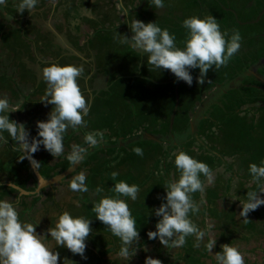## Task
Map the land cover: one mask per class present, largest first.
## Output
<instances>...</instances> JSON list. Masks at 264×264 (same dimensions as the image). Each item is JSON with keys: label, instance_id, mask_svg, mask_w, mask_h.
I'll use <instances>...</instances> for the list:
<instances>
[{"label": "rangeland", "instance_id": "1", "mask_svg": "<svg viewBox=\"0 0 264 264\" xmlns=\"http://www.w3.org/2000/svg\"><path fill=\"white\" fill-rule=\"evenodd\" d=\"M55 1L39 0L38 6L42 7L46 2L49 6V12L42 20L51 18L50 12L53 13L52 19L56 20ZM73 2L75 9L78 4L82 9L86 6L82 1ZM163 2L165 7L157 10L152 7L151 0H124L129 10L126 18L120 17L112 8L108 13L111 20L108 23L99 21L102 28H97L98 19L94 21L95 26L89 21L68 25L69 35L65 38L74 46L80 41L77 38L87 42L77 48L69 43L76 54L79 52L77 56L80 57L83 50L90 54L91 49L96 55V48L100 46L103 48V60L126 55L132 64L113 68L117 89L115 97L109 98V104L106 99L99 100L100 103L96 101L94 112L89 111L85 117L86 128L67 131L63 156L54 158L41 145L40 150L33 154L39 163L35 167L28 158L20 160L22 152L16 150V142L8 133L3 134L9 142L0 143V200L13 201L20 220L36 225L37 233L46 235L44 242L60 253L58 264H64L65 257L76 264H145L148 256L160 259L163 264H216L214 254L222 251L221 245L224 244L238 248L245 264H264V205L250 212L247 222L239 216L241 201L246 200L247 191L259 190L257 185L250 183L249 165L255 163L260 166L264 159V115L261 118L257 116L258 102H264V80L260 77L264 78V0ZM12 3H19V0H6V6L0 5V98L6 96L10 103L19 105L20 110L9 112V118L24 123L31 139L38 135L37 121H47L54 107L51 104L45 106L41 101L45 96L41 91L47 87L42 79L43 65L52 61L46 58L39 65L36 58L40 56V49L46 52L45 55L50 52L55 55L57 51L48 25L44 21L30 19V15L25 17L17 13L10 7ZM77 15L80 19L85 17L80 16L81 13ZM209 15L217 19L221 32H227L229 37L233 30H238L242 44L227 67L209 70L203 85L198 83V68L191 70L193 83L189 86L184 81H177L170 70L154 69L151 65H146V68L142 63L145 56L114 39L117 33L127 34L130 38L132 32L128 24L139 19L167 28L170 34L175 35L177 46L183 49L187 35L183 20L193 16L203 19ZM88 27L91 30L86 31ZM110 43L118 46L113 54ZM30 60L35 61L33 67ZM111 61L119 65L118 60ZM113 65L111 63V67ZM247 84L249 86H245ZM228 87H231L230 94L226 96L224 90ZM240 90L245 92L243 96L239 94ZM163 93L168 94V100L162 97ZM84 95L88 101L95 98L90 94ZM128 98H133L134 107ZM214 99L217 103L208 106ZM220 100L231 105L219 106ZM98 107L104 114L94 116L100 113L96 109ZM235 108L242 109V113L235 111L232 114L231 109ZM99 116H102L101 120ZM93 131H103L105 143L89 149L83 160L73 166L66 158L72 146L87 147L84 136ZM137 147L143 149V156L134 153L133 149ZM179 151L206 163L212 170L210 179L201 176L206 185L204 193L193 195L197 203L203 200L201 210L197 215L190 214L192 221L202 230L212 226L211 234L217 239L212 253L204 247L208 242L207 236L199 249L193 247L195 238L191 236L185 246L176 249L166 248L158 238L150 240L147 236L149 231H156L160 217L154 210L166 202L161 199L167 195L166 182L173 176L179 178L172 155ZM244 153L247 156L242 158ZM247 159L249 164L242 162ZM80 172L86 175L87 193L73 192L69 188L71 179ZM112 172L119 173L117 181L140 187L136 201L121 197L129 204L141 237L137 254L130 261L119 257L120 239L113 236L92 211L93 202L100 197L115 195L111 188L117 181L111 179ZM98 186L104 190L99 196L95 193ZM260 195L264 198V193ZM65 211L74 217L92 220L93 231L85 241L86 260L78 254L73 255L66 247L58 246L47 232L50 227H55L59 215Z\"/></svg>", "mask_w": 264, "mask_h": 264}, {"label": "clouds", "instance_id": "2", "mask_svg": "<svg viewBox=\"0 0 264 264\" xmlns=\"http://www.w3.org/2000/svg\"><path fill=\"white\" fill-rule=\"evenodd\" d=\"M38 0H19L16 5L17 13L23 14L26 10L34 13ZM0 5L6 6V0H0ZM151 5L157 10L165 7L163 0H151ZM116 8L121 15L127 16L128 9L124 7L123 0H117ZM132 36L117 33L114 39L118 43L129 45L133 50L147 57L148 65L158 70H170L177 81H184L189 86L193 83L192 69H199L198 83L203 85L210 69L218 70L227 67L231 59L240 51L242 37L238 30H233L229 37L227 32H221L217 19L209 15L205 18L196 16L183 20L182 26L187 30L185 47L181 49L176 44V37L170 34L167 28H161L156 22L144 23L139 19H133L128 24ZM119 27V26H118ZM83 65H64L55 63L46 66L42 70V79L47 84L44 98L41 100L53 105L47 121H37L38 135L30 139V132L24 123L10 120L9 112L19 111L18 104H12L5 96L0 98V143L9 141L4 137L8 133L16 142V150L22 152L20 160L28 158L35 167L39 163L33 158V154L40 150L41 145L54 158L64 155V136L71 128L78 130L86 128L85 117L90 111L89 101L83 94L78 80L84 74ZM140 133H137L139 135ZM103 131L87 132L84 136V144L73 145L67 160L74 165L80 163L89 149H96L105 143ZM134 153L143 156L142 148H134ZM26 154V155H25ZM175 168L179 172V178L174 176L166 182V197L161 199L159 208L155 209V215L160 217L156 223V231H149L150 240L159 239L160 243L171 249L185 246L188 237H194V248L199 249L204 244L205 237L208 242L204 247L209 253L216 246L217 239L211 234V225L201 229L196 225L191 215L199 214L201 204L193 199V195L205 191L203 175L210 179L212 170L204 163L196 160L184 151L173 152ZM251 176L250 183L257 185L258 191H247L246 200L241 201L242 211L239 216L248 221L249 213L264 205V162L258 166L255 163L249 165ZM160 173H157L159 175ZM119 173L112 172L111 179L117 181ZM69 188L73 192H89L86 184V175L80 172L69 182ZM104 190L96 187L95 193L99 196ZM114 196L100 197L93 202L92 211L95 217L101 221L121 241L118 252L119 257L130 261L137 254V245L140 242V232L136 227V220L132 215L129 204L121 197L138 199L139 185H129L126 181L119 180L111 188ZM235 200V199H233ZM92 220L82 216L74 217L65 211L59 215L55 227H50L47 232L58 246L66 247L73 255H85L86 243L92 233ZM44 237L37 233L36 225L22 222L13 201L0 200V264H58L60 253L51 249ZM222 251L216 252L214 258L216 264H245L243 254L231 244L221 245ZM145 251L148 249L145 248ZM64 264H76L67 257ZM145 264H163L160 259L148 256Z\"/></svg>", "mask_w": 264, "mask_h": 264}, {"label": "crops", "instance_id": "3", "mask_svg": "<svg viewBox=\"0 0 264 264\" xmlns=\"http://www.w3.org/2000/svg\"><path fill=\"white\" fill-rule=\"evenodd\" d=\"M75 1L85 2L86 6L83 7V9H82L81 5L78 6L79 4L77 3L78 5H77V8L75 9L74 5L72 7V4L74 3L73 0H57V1H55V6H54L55 12L54 13H55V16L57 17V18L55 17L57 21L52 19L51 15H53V13H51V12L49 14V16L51 18L46 19L44 17V19L42 20L43 16L45 14H48V12H49L48 11L49 6L46 5V4H48V2H46L42 7L38 6V4H37V7L34 10L35 11L34 13H29L26 10L22 15H25V17L30 15V19H33L34 21H38V20L40 22L44 21L43 23L48 25V29L53 34V38H54L53 42L56 44L54 49L57 52L55 53V55H52V52L45 55L46 52H43L42 51L43 49H40L41 52L38 54L40 56H38L36 58V61L37 62L39 61V65H40L41 61H44L46 58H49V60L52 62L44 64L43 68L46 66H49L53 63L60 65V66L69 65V64L76 65V66L83 65L85 71H84L83 76L78 80V83H79V85H81V90L86 91V93H83V94H90V96L92 98L95 97L94 99L89 100L90 111L94 112V105H95L96 101L98 103H100L99 100H105L106 99V100H108V104H109V102L111 101L109 98H112L113 96L115 97L116 93H114V92H115V90L117 91V89L115 87L116 84L113 80V78L115 76V71H114L115 69H113V68L117 69L118 66L121 68L122 66H125L124 64L130 65V64H132V61L129 63L130 58L126 55H121V54H120L121 55L120 58H118V57L107 58L105 60H108V61H105L102 59L101 54L103 53V48H101L100 46L98 48H96V52H98L96 55L94 54L93 50L91 49L90 54H87V51L83 50V52L81 53L82 55L79 57V56H77V55H80L79 52L76 54V52H74L72 49L74 46L73 42H70L69 39L67 37L65 38L64 36H67V34L69 32L67 27H68V25H71V23L73 25H77V24L79 25V24H82L83 21H89V23L91 25L95 26L94 21L96 19H98L97 24L99 27H97V28H102V25H99L100 24L99 21H101V23L102 22L108 23V21L111 20V17H112V16L108 17L109 16L108 13L111 12L112 8L117 11V13H118V15H120V17L123 16L124 18H126V16H124V15L121 16V12L116 8L117 0H75ZM38 3H39V0H38ZM17 4L18 3H12L11 4L12 6H10V5L9 6L14 8V10H17L16 9ZM123 5H124V0H123ZM124 7L126 8L125 5H124ZM93 11H94V14H93ZM114 12L115 11H112V13H114ZM78 13H81L80 16H85V17H83V19L78 18L79 17L77 15ZM128 13H129V10H128ZM32 15H34V16H32ZM18 18H20V17H18ZM99 19H101V20H99ZM88 29L91 30V27H88L86 29V31ZM85 35H88V33H85ZM81 36H83V35H81ZM77 37L78 36H76V38ZM71 38L74 39L73 36H71ZM77 39L80 40L78 43L79 46L80 45L83 46V45L87 44V42L83 43L81 38H77ZM89 40H90V38H89ZM69 43H71L73 46L71 45V47H70ZM50 44H53V43H50ZM76 44L77 43H75L74 48L78 47V45H76ZM109 46L112 47V50L110 51L112 54H113L114 50H116L118 47L117 45H114L112 43H110ZM110 47H107V49H110ZM59 48H61V50ZM83 48H85V47H83ZM62 50H64V52H62ZM78 51H81V50L79 49ZM85 53H86V55H85ZM121 58L124 60L120 61ZM111 60H118L119 65H117L115 62H112ZM32 63L35 65V61L32 62L30 60V65L33 67ZM111 63H114L113 67H111ZM142 63H144L145 67H146V65H148L147 57H145V60L143 59ZM117 74H119V73H117ZM120 86H122V84ZM46 88L42 89L41 92L45 93ZM246 88H250V87H246ZM253 89H255V88H253ZM239 92H240L239 94L241 96H243L245 94V92H242L241 90ZM163 94H162V97L164 99L166 98L168 100V98H169L168 94L167 93L164 95ZM38 95L40 96V94H38ZM165 95H166V97H165ZM246 95H247L246 98L250 97L249 91L246 92ZM251 95H253V94H251ZM132 99L133 98H131V99L128 98V101H130L132 103V107H134L135 104H133L134 102L131 101ZM246 103H247V101L244 102L243 107H245L244 105ZM227 104H225V105L227 106ZM257 107H258L257 108V112H258L257 116L261 118V116L264 115V109H263L264 108V102L259 101ZM96 109H98L100 111V113L95 114L94 116L104 114V112H102V110H101V107H98ZM235 109H236L235 110L236 112L239 111V113H242V111L240 112V110H242V109H240V108H235ZM235 111H231L232 114L235 113ZM228 112L229 111L227 110L226 115H228ZM99 118L101 120L102 116H99ZM95 121H96V118H95ZM100 124H101V121H100ZM263 153H264V149L262 150V154ZM242 156H243L242 158H244L247 156V154L244 153V155H242ZM242 158H239V160H242ZM248 161H249V159H247L246 161L243 160L242 162L249 164ZM250 162H252L251 159H250ZM263 162H264V159H263ZM239 179H241V178H239ZM241 180H239V182H242ZM246 188H248V187H246ZM248 190H249V188H248Z\"/></svg>", "mask_w": 264, "mask_h": 264}, {"label": "flooded vegetation", "instance_id": "4", "mask_svg": "<svg viewBox=\"0 0 264 264\" xmlns=\"http://www.w3.org/2000/svg\"><path fill=\"white\" fill-rule=\"evenodd\" d=\"M261 77V80H264V78L262 79V77L263 76H260ZM245 86H249V84H247V85H245ZM261 85H258V87H260ZM262 87V86H261ZM263 88V87H262ZM230 89H231V87H228L227 89H225L224 90V92H225V95L226 96H228L229 94H230ZM264 89V88H263ZM213 90H215V89H213ZM212 92V91H211ZM213 93V92H212ZM227 93V94H226ZM216 99H214V100H210V103L208 104V106L211 104V103H214V104H216L217 103V101H215ZM228 104H227V106H229V105H231L229 102H227ZM218 105L219 106H226L221 100L218 102ZM212 108H214V106H212ZM197 111V110H196ZM231 111H233V110H231ZM215 112V111H214Z\"/></svg>", "mask_w": 264, "mask_h": 264}, {"label": "water", "instance_id": "5", "mask_svg": "<svg viewBox=\"0 0 264 264\" xmlns=\"http://www.w3.org/2000/svg\"><path fill=\"white\" fill-rule=\"evenodd\" d=\"M70 170H71V168H70V169H68V171H67L66 173H68Z\"/></svg>", "mask_w": 264, "mask_h": 264}, {"label": "trees", "instance_id": "6", "mask_svg": "<svg viewBox=\"0 0 264 264\" xmlns=\"http://www.w3.org/2000/svg\"><path fill=\"white\" fill-rule=\"evenodd\" d=\"M231 110H233V109H231ZM233 111H235V110H233ZM234 114V113H233Z\"/></svg>", "mask_w": 264, "mask_h": 264}]
</instances>
